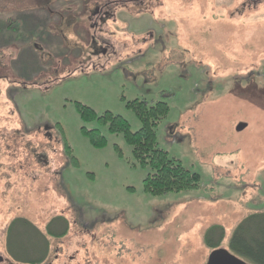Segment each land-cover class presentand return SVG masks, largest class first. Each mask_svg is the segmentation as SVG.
<instances>
[{"label":"rangeland","instance_id":"1","mask_svg":"<svg viewBox=\"0 0 264 264\" xmlns=\"http://www.w3.org/2000/svg\"><path fill=\"white\" fill-rule=\"evenodd\" d=\"M109 1L0 0L3 261L7 245L32 258L38 233L66 221L38 264H205L209 227L230 251L236 226L264 213V0H134L114 20L91 14ZM96 32L114 54L90 53ZM134 101L167 103L158 146L198 189L153 197L121 134L86 125L106 139L99 148L81 134L76 103L134 133ZM17 218L29 225L8 240Z\"/></svg>","mask_w":264,"mask_h":264},{"label":"trees","instance_id":"2","mask_svg":"<svg viewBox=\"0 0 264 264\" xmlns=\"http://www.w3.org/2000/svg\"><path fill=\"white\" fill-rule=\"evenodd\" d=\"M127 107L132 109L141 123V128L137 132L132 133L129 124L120 116L113 115L108 111L99 116L87 106L76 103V109L83 124L80 129L81 134L96 148L104 146L106 139L98 128L88 129L86 125L96 123L99 128L106 126L109 133L121 134L126 144L131 148V156L135 163L142 169L148 170L142 182L143 190L153 197L198 189L201 181L200 176L186 170L179 160L169 158L167 152L158 146L156 130L169 112L167 103L161 101L152 106H146L143 102L134 101L128 103ZM64 148L71 156V150L66 144H64ZM65 222L59 221L61 230H55V226L51 227L49 224L44 236L61 237L67 231ZM19 224H21L20 226L29 225L25 222L13 221L8 229V240L12 235H15L13 231ZM38 235L42 241L37 248L36 255L34 252V256L30 259L33 264L40 263L47 255V252H44L48 248L45 237L40 233ZM224 238L225 232L221 226L209 227L203 236L205 245L211 248V251L220 248ZM228 246L230 252L237 257H244L252 264H264V213L252 214L242 220L228 239ZM9 254L14 259L26 261V254L17 257L11 247H9Z\"/></svg>","mask_w":264,"mask_h":264},{"label":"flooded vegetation","instance_id":"3","mask_svg":"<svg viewBox=\"0 0 264 264\" xmlns=\"http://www.w3.org/2000/svg\"><path fill=\"white\" fill-rule=\"evenodd\" d=\"M134 0H110L109 2H107L106 4L104 5H101L100 7L96 6L94 8V10L92 11L91 14H93V16L95 18H98L100 19L102 22H105V20H111V19H115L114 17V14L111 12L112 11V8L116 7L117 4H119V2L123 5V6H126V8H131L130 6V3L133 2ZM141 2V0L139 1ZM126 8L124 10H126ZM130 13V11H128ZM143 14V13H142ZM144 15V14H143ZM91 20V19H89ZM92 28L94 26H91ZM96 30H98L100 33H101V30L100 29H97L96 27H94ZM93 28V29H94ZM102 34V33H101ZM97 32L95 34V36L92 38L91 40V47H92V50H91V54H94V55H98L100 54L101 56H106V55H112L114 54L113 52V49L111 46H109L106 42H104L102 40V38L100 37H97ZM100 52V53H99ZM96 55V56H97ZM108 56V57H109ZM99 57V56H98ZM48 128V126L46 125V127H44V130H46ZM9 136H15L14 134H8ZM45 135H48V133H46ZM0 136H3L2 134H0ZM4 136H7L4 135ZM19 219L17 218L16 220H13V221H18ZM12 224V223H11ZM10 224V225H11ZM9 225V226H10ZM8 243V242H7ZM7 247L9 248L10 246L7 245ZM12 258V257H11ZM13 259V258H12ZM31 257L30 256H27L26 257V261H23V260H17V259H13L12 261H3L0 257V264H33L32 260H30Z\"/></svg>","mask_w":264,"mask_h":264},{"label":"water","instance_id":"4","mask_svg":"<svg viewBox=\"0 0 264 264\" xmlns=\"http://www.w3.org/2000/svg\"><path fill=\"white\" fill-rule=\"evenodd\" d=\"M244 124L237 126V131L243 130ZM205 264H248L241 260L236 255L232 254L230 251L222 248L212 250L206 260Z\"/></svg>","mask_w":264,"mask_h":264}]
</instances>
